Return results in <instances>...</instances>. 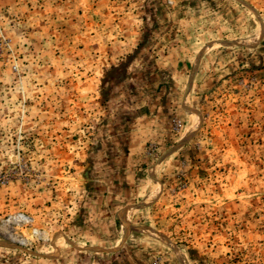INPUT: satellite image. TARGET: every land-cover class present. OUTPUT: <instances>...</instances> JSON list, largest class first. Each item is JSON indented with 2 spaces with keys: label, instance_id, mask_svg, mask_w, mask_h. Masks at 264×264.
Masks as SVG:
<instances>
[{
  "label": "rangeland",
  "instance_id": "obj_1",
  "mask_svg": "<svg viewBox=\"0 0 264 264\" xmlns=\"http://www.w3.org/2000/svg\"><path fill=\"white\" fill-rule=\"evenodd\" d=\"M217 9L193 51L212 56L205 82L157 152L172 156L115 212V250L264 264V0ZM159 20L156 0H0V264L129 263L76 226Z\"/></svg>",
  "mask_w": 264,
  "mask_h": 264
},
{
  "label": "crops",
  "instance_id": "obj_2",
  "mask_svg": "<svg viewBox=\"0 0 264 264\" xmlns=\"http://www.w3.org/2000/svg\"><path fill=\"white\" fill-rule=\"evenodd\" d=\"M220 3L221 0H156L160 17L157 29L161 31L142 56L143 70L131 89V101L107 117L104 142L109 149L96 153L99 162L86 177L88 207L76 228L87 233L82 237L96 242L91 248L115 253L125 248L130 254L128 264H182L180 256L154 245H124L115 250L120 240L114 235V217L115 212L132 209L123 202L144 188L153 167L165 161L173 150L157 153L174 127L181 124L184 101L194 107L193 92L205 82L208 70L203 67L210 66L206 61L212 56L209 52L198 56L193 51L200 43L196 39L201 30L214 21ZM154 156L155 162L151 161Z\"/></svg>",
  "mask_w": 264,
  "mask_h": 264
},
{
  "label": "bare ground",
  "instance_id": "obj_3",
  "mask_svg": "<svg viewBox=\"0 0 264 264\" xmlns=\"http://www.w3.org/2000/svg\"><path fill=\"white\" fill-rule=\"evenodd\" d=\"M195 126H196V124H195ZM195 126H193V127L195 128ZM126 220H128V216L125 217V219L123 220V222L125 223Z\"/></svg>",
  "mask_w": 264,
  "mask_h": 264
},
{
  "label": "built area",
  "instance_id": "obj_4",
  "mask_svg": "<svg viewBox=\"0 0 264 264\" xmlns=\"http://www.w3.org/2000/svg\"><path fill=\"white\" fill-rule=\"evenodd\" d=\"M154 264H158V263H154Z\"/></svg>",
  "mask_w": 264,
  "mask_h": 264
}]
</instances>
